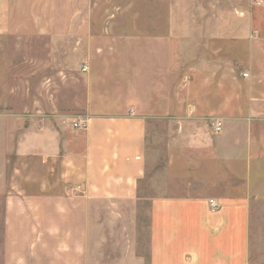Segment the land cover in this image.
<instances>
[{
	"label": "crops",
	"instance_id": "1",
	"mask_svg": "<svg viewBox=\"0 0 264 264\" xmlns=\"http://www.w3.org/2000/svg\"><path fill=\"white\" fill-rule=\"evenodd\" d=\"M228 4L0 0V264H264V6ZM37 37L83 54L85 129L38 106Z\"/></svg>",
	"mask_w": 264,
	"mask_h": 264
},
{
	"label": "rangeland",
	"instance_id": "2",
	"mask_svg": "<svg viewBox=\"0 0 264 264\" xmlns=\"http://www.w3.org/2000/svg\"><path fill=\"white\" fill-rule=\"evenodd\" d=\"M242 0H240L241 2ZM229 7L234 6V4H230L231 0H228ZM253 2L259 6H264V0ZM228 7V8H229ZM237 8L234 6L232 9ZM235 8V9H236ZM234 11H237L235 10ZM53 41V42H52ZM15 48L18 45H21L26 42H22L21 40L11 39L10 42ZM52 45V57L51 60L55 61H63L64 67L62 68V72H60L59 68H55L53 65L51 69H43L40 62L49 59L47 50L49 44ZM29 45L34 48V52L31 53H17L12 54L13 57H16V61H26L33 59L34 56L36 62V79H35V92L36 97L39 99L37 101L38 106L44 111V115H52L57 116L61 119L67 120L68 123L71 124V120L74 118H78L80 116L86 115V105H87V80L81 68L84 64L83 54H77L72 52H62L58 53L55 51V48H67L69 50L71 43H65L64 41L58 43L54 40H49V38L37 37L34 40L29 42ZM73 45V44H72ZM67 50V51H68ZM41 67V68H40ZM79 68V69H77ZM27 73V70L25 71ZM48 75L50 78L48 79ZM92 101L94 105L99 103L97 98V92L92 91L91 93ZM45 115V116H46ZM213 120H221L220 118H210L209 124L212 128ZM153 122V126L155 129V135L157 138L159 137V141L163 138V141H160L159 144H171L172 140V128L170 125V118H151ZM223 122V120H221ZM144 195L146 197H151L158 195L155 190V185H149L145 190ZM145 203H149L146 201ZM148 214L142 212L141 220H142V233L146 232L145 228L146 223L148 222ZM144 234H142V238H144Z\"/></svg>",
	"mask_w": 264,
	"mask_h": 264
},
{
	"label": "built area",
	"instance_id": "3",
	"mask_svg": "<svg viewBox=\"0 0 264 264\" xmlns=\"http://www.w3.org/2000/svg\"><path fill=\"white\" fill-rule=\"evenodd\" d=\"M258 1H261V0H255V2H258ZM87 69L88 68L85 66L83 68V72L87 71ZM244 77H247V74H244ZM87 123H88V117L85 115L71 120V126L75 129H80V130L85 129L87 126ZM211 125L215 133H221L224 127V124L221 120H213ZM78 189H80V187H78ZM210 204L213 209L217 208V205L213 200H211Z\"/></svg>",
	"mask_w": 264,
	"mask_h": 264
}]
</instances>
